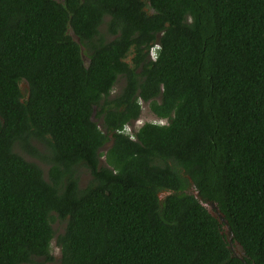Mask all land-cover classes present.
Masks as SVG:
<instances>
[{
	"label": "trees",
	"instance_id": "obj_1",
	"mask_svg": "<svg viewBox=\"0 0 264 264\" xmlns=\"http://www.w3.org/2000/svg\"><path fill=\"white\" fill-rule=\"evenodd\" d=\"M141 101L167 122L124 132ZM54 239L59 264H264V0H0V264Z\"/></svg>",
	"mask_w": 264,
	"mask_h": 264
},
{
	"label": "rangeland",
	"instance_id": "obj_2",
	"mask_svg": "<svg viewBox=\"0 0 264 264\" xmlns=\"http://www.w3.org/2000/svg\"><path fill=\"white\" fill-rule=\"evenodd\" d=\"M125 85V80L122 77H119V79L117 80L114 89L112 90V93L110 94V97H113L117 94H119L122 91V87ZM141 114L138 118V120L136 121V125L134 130L131 127H128L130 129V131L133 133L135 132V129L139 128L142 124H144L145 122H156V123H166L167 120L165 119H160L158 118V116L156 114H154L151 109L149 108V104L148 103H141ZM106 147H104L102 149V151H105ZM104 156L101 157V163H104ZM91 178V174L89 171L84 170L80 173V185L81 186H85L88 181ZM54 227H58L59 230L62 229V226L59 225L57 223L54 224ZM53 245V254L56 256L58 255V258H60V249L59 247H57L55 245V239L52 242ZM34 264V263H33ZM54 264H59L58 260L54 262Z\"/></svg>",
	"mask_w": 264,
	"mask_h": 264
},
{
	"label": "water",
	"instance_id": "obj_3",
	"mask_svg": "<svg viewBox=\"0 0 264 264\" xmlns=\"http://www.w3.org/2000/svg\"><path fill=\"white\" fill-rule=\"evenodd\" d=\"M70 33H71V35L75 41H77V42L80 41L79 37L72 30L70 31ZM81 49H82L81 50V52H82L83 47H81ZM82 55H83V53H82ZM85 60L87 61V59H85ZM94 115H95V111H94ZM194 195L198 199L201 200V197L199 196L198 192H194ZM202 204L208 208V211L210 212V214L212 216L216 217L220 222L223 223V227L225 228L226 236H227V239L229 241L230 249L233 251V253L239 259H241L244 263H246L244 248L238 241L234 240V233L232 231V228H231L228 220L226 219L224 213L217 206L216 202H214V201L203 202L202 201Z\"/></svg>",
	"mask_w": 264,
	"mask_h": 264
},
{
	"label": "flooded vegetation",
	"instance_id": "obj_4",
	"mask_svg": "<svg viewBox=\"0 0 264 264\" xmlns=\"http://www.w3.org/2000/svg\"><path fill=\"white\" fill-rule=\"evenodd\" d=\"M156 47H153L151 50H150V53H149V57L150 58H153V59H155V54H156ZM28 88H29V85H28V83H21V90H22V92H25L26 90H28ZM23 100V99H22ZM141 103H146V102H144V101H141ZM138 120V118L137 119H133L129 124H127L129 127H131L133 130H134V128H135V125H136V121ZM136 130V129H135ZM129 134H132V133H129ZM160 197H163V194H161L160 195ZM59 258H58V255H56L55 256V261H57ZM54 261V262H55ZM54 262H51L50 264H54Z\"/></svg>",
	"mask_w": 264,
	"mask_h": 264
},
{
	"label": "clouds",
	"instance_id": "obj_5",
	"mask_svg": "<svg viewBox=\"0 0 264 264\" xmlns=\"http://www.w3.org/2000/svg\"><path fill=\"white\" fill-rule=\"evenodd\" d=\"M128 127H129V126L126 125V126L124 127L123 131L126 132V133H132Z\"/></svg>",
	"mask_w": 264,
	"mask_h": 264
}]
</instances>
